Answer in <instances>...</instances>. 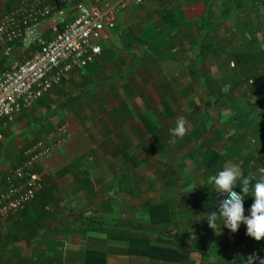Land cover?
Listing matches in <instances>:
<instances>
[{
    "label": "crops",
    "instance_id": "obj_1",
    "mask_svg": "<svg viewBox=\"0 0 264 264\" xmlns=\"http://www.w3.org/2000/svg\"><path fill=\"white\" fill-rule=\"evenodd\" d=\"M20 1L0 0V15ZM65 13L66 21L74 15ZM100 44L101 54L85 69L71 71L13 121L0 120V191L25 150L40 139L50 143L63 123L71 132L34 165L43 174L34 200L0 219V264L264 259V239L248 236L245 224L233 233L222 218L216 230L206 218L222 201L209 176L234 165L258 180L264 167V0H146L120 11ZM34 48L16 44L9 55L0 52V70ZM199 55L203 62H194ZM173 59L176 66L164 69ZM211 62L220 79L205 70ZM180 116L188 133L173 144L169 130ZM243 199L250 216L252 188ZM152 248L173 250L180 259H163Z\"/></svg>",
    "mask_w": 264,
    "mask_h": 264
},
{
    "label": "built area",
    "instance_id": "obj_2",
    "mask_svg": "<svg viewBox=\"0 0 264 264\" xmlns=\"http://www.w3.org/2000/svg\"><path fill=\"white\" fill-rule=\"evenodd\" d=\"M145 1L117 0L102 6L100 0L94 4L85 0H21L0 15L3 55H9L16 44L24 49L35 47L23 61L11 60L6 69L0 70V120L13 121L21 109L30 107L71 71H82L94 62L102 52L100 41L116 25L117 14ZM66 10L74 13L69 21L65 20ZM45 22H49L47 29L43 27ZM58 134L50 143L36 141L24 151L25 159L6 172L0 191L1 220L17 216L42 190L43 174L34 165L70 139L69 124L63 123ZM226 198L223 194L222 201Z\"/></svg>",
    "mask_w": 264,
    "mask_h": 264
},
{
    "label": "clouds",
    "instance_id": "obj_3",
    "mask_svg": "<svg viewBox=\"0 0 264 264\" xmlns=\"http://www.w3.org/2000/svg\"><path fill=\"white\" fill-rule=\"evenodd\" d=\"M231 88L230 84H226L222 89L227 93ZM187 121L183 116L178 117L176 126L169 130L172 139L170 143H175L177 138L183 139L188 133ZM260 177L256 180V173L250 172L244 176L240 167L229 165L218 174L209 176L208 184H214L216 190L220 193L226 194V199L219 201V211L211 212L206 218L209 227L216 230L218 218H222L224 226L235 233L238 231L241 223L247 226V235L254 238L256 241L264 239V167L258 169ZM256 180L254 187L252 182ZM241 184L242 193L238 194L233 189L236 188L237 183ZM252 188L254 203L250 209V216H245L244 199ZM264 264V259L258 255H250L243 264Z\"/></svg>",
    "mask_w": 264,
    "mask_h": 264
},
{
    "label": "trees",
    "instance_id": "obj_4",
    "mask_svg": "<svg viewBox=\"0 0 264 264\" xmlns=\"http://www.w3.org/2000/svg\"><path fill=\"white\" fill-rule=\"evenodd\" d=\"M167 13V12H166ZM166 13H163V15H162V18H164V20L165 19H167V14ZM165 45V44H164ZM163 45V46H164ZM166 46V45H165ZM202 46V45H201ZM150 47H151V45H150ZM151 48H153V47H151ZM197 59H198V61L199 62H203V58H202V56L201 55H199L198 57H197ZM208 83V80L206 81V84ZM210 83H213V81L211 80L210 82H209V84ZM217 91H215V92H212V96H214V98L216 97V95H217ZM95 228L97 229V230H106L107 231V229L104 227V226H102V225H98V226H95ZM109 233H111V231H109ZM154 254H158V256H161V258H163V259H171V260H177V259H180V254L179 253H177V252H175V251H173V250H170V249H166V248H152V250H151ZM156 252V253H155Z\"/></svg>",
    "mask_w": 264,
    "mask_h": 264
},
{
    "label": "rangeland",
    "instance_id": "obj_5",
    "mask_svg": "<svg viewBox=\"0 0 264 264\" xmlns=\"http://www.w3.org/2000/svg\"><path fill=\"white\" fill-rule=\"evenodd\" d=\"M214 47H216V46H214ZM183 56H184V57H186V56L188 57V54H187V53H186V54L184 53ZM197 60H198V59H196L194 62L197 63ZM130 61L132 62L133 60H130ZM173 61H174V62H173ZM173 61H172V63H168V62L165 63V62H164V63H163V66H164V65H166L167 67H174V66H176V64H175L176 61H175L174 59H173ZM161 62H163V61H161ZM216 63H217V62H216ZM126 64H127V63H126V61L124 60V63L122 64V66H123L124 68H126V67H125ZM226 64H228V65H227L228 67H229V66L231 67L232 62L226 61ZM192 65H193V63H192ZM196 65H197V64H196ZM196 65H195V67H196ZM166 66H164V69H165ZM198 66H199V63H198ZM198 66H197V67H198ZM199 67H201V66H199ZM216 67H217V66H215L212 62H211V63H207V64H206V67H205V70H207V71H211V69H216ZM212 72H213V73H212ZM110 76H111V75H110ZM209 77H210V78L220 79V74L217 73V71H213V70H212V71H211V74H210ZM105 78L108 80V77H105ZM105 78L103 79L104 81L102 80L103 82H105ZM114 78H115V77H114ZM118 79H119V77H116V80H118ZM107 80H106V82H107ZM102 81H101V82H102ZM101 82H100V83H101ZM199 100H200V99H199ZM203 109H204V110H207V111L209 112V114L211 115V113H212V107H209V108H207V109H206V107H205V108H203ZM191 110H192V109H191ZM69 132H70V129H69ZM70 137H71V132H70Z\"/></svg>",
    "mask_w": 264,
    "mask_h": 264
}]
</instances>
